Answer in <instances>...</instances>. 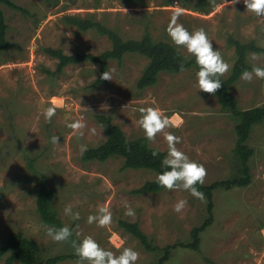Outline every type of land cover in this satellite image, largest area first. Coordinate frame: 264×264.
<instances>
[{"label": "rangeland", "instance_id": "1", "mask_svg": "<svg viewBox=\"0 0 264 264\" xmlns=\"http://www.w3.org/2000/svg\"><path fill=\"white\" fill-rule=\"evenodd\" d=\"M14 1L26 11L2 5L10 45L0 51V243L12 231L20 232L40 243V258L45 260L75 253L71 241L79 243L91 236L117 255L125 247L134 249L139 253L136 264H155L158 252L146 250L119 224V219L139 221L146 233L164 247L191 240V229L207 217L208 198L204 194L201 201L183 190L135 193V188L159 173L124 168L123 158L117 156L106 161L83 160L79 146H96L107 136L96 114L111 115L133 138L145 135L137 124L140 109H159L172 125L166 131L181 138L177 147L206 168L205 184L232 177L238 170L233 153L237 139L234 118L222 108L216 94L199 91L195 69L161 72L155 85L140 89L137 81L148 57L128 53L122 61H110L112 80L93 84L100 75L97 63L80 61L56 72L58 58L44 48L100 53L111 47L107 35L67 25L62 19L66 13H93L126 38L140 37L149 26L156 39L173 43L166 29L172 14L181 9L178 23L189 32L205 30L214 49L230 65L223 75L227 77L236 59L229 37L254 39L264 47V19L248 12L243 0L235 5L230 0ZM178 48L191 56L186 49ZM250 54L252 66L264 67V51L257 53L259 59L255 61ZM231 93L242 108L263 105L264 80L254 77L249 83L240 77ZM102 104L108 108L101 111ZM48 107L56 109L51 122L43 116ZM80 118L87 125L83 137L67 127ZM53 136L60 138L58 145L51 143ZM150 144L167 152L162 135ZM249 145L255 149L249 162L251 184L216 189L215 219L201 234L199 249L179 246L166 264H264V122L253 128ZM30 157H36L37 167L47 173L54 189L53 204L64 223L72 227L69 242L56 243L47 235V228L55 226L40 217L37 179L30 168ZM180 199L187 200V207L176 213L174 205ZM125 203L132 207L134 216L125 215ZM67 205L80 213L79 220L64 214ZM99 206H107L112 213L111 224L104 228L87 223ZM0 264H5V259H0ZM56 264H78V260L68 258Z\"/></svg>", "mask_w": 264, "mask_h": 264}, {"label": "trees", "instance_id": "2", "mask_svg": "<svg viewBox=\"0 0 264 264\" xmlns=\"http://www.w3.org/2000/svg\"><path fill=\"white\" fill-rule=\"evenodd\" d=\"M3 4L26 11L25 7L20 6L14 0H0V51L10 45V41L7 38L9 24L7 23ZM62 19L67 25L75 26L82 31L95 29L97 32L107 35L112 45L100 53L79 51L66 53L62 48L45 47L44 49L48 54L58 58L56 72H61L63 68L71 63L91 61L100 66V75L93 82V84H100L104 81L100 79V76L104 71H108L111 60L118 59L122 61L126 54L138 53L148 57V63L137 81V86L140 89H144L147 86L155 85L161 72H182L180 71L181 64H183L184 70H199L193 56H185L180 48L168 40L156 39L149 26H146L140 37L126 38L119 30L109 26L103 20L97 19L93 13L87 15L66 13L62 16ZM228 41L235 47L236 59L230 75L220 77L222 87L215 94L222 108L229 112L235 120L237 139L233 153L237 160L238 170L232 177L216 180L210 184H197L198 190L203 192L208 198L207 217L200 225H196L191 229V240L189 241H179L160 247L155 239L150 237L141 227L139 221L119 219V224L137 238L146 250L158 252L159 257L155 264H166L171 258L173 250L179 246L199 249L201 234L215 219L214 193L216 189L245 187L252 182V167L249 162L255 153V149L249 145V139L253 128L257 124L264 122V104L251 108H242L238 99L231 93V88L240 79L243 70H251L252 64L248 61L249 54L251 52L261 53L264 51V47L257 44L254 39L243 41L230 36ZM96 117L105 129L107 136L100 144L88 147V150L82 155L83 160L106 161L111 157L117 156L123 158L124 168L150 169L159 174L164 171L161 168V160L166 155V151L152 146L150 141L145 138V135L129 137L121 125L114 122L111 115L98 113ZM156 149L159 150V153L156 157H153L152 151ZM29 164L37 179V208L41 219L56 228L67 226L53 204L54 189L49 184L47 173L37 167L36 157H30ZM163 190L166 189L159 187L155 178L147 180L141 186L135 188L133 192L145 194L157 193ZM68 227L72 230V227ZM40 252L41 246L36 239L29 238L17 231H12L6 241L0 243V259H5V264H15L16 261L24 264H56L68 258L79 260V257L74 252L52 256L43 260V258H40Z\"/></svg>", "mask_w": 264, "mask_h": 264}, {"label": "clouds", "instance_id": "3", "mask_svg": "<svg viewBox=\"0 0 264 264\" xmlns=\"http://www.w3.org/2000/svg\"><path fill=\"white\" fill-rule=\"evenodd\" d=\"M239 0H230L232 5L238 3ZM246 10L253 13L256 17L264 19V0H243ZM126 11V10H125ZM183 14V10L177 9L171 17L166 29L171 41L177 47H182L195 58L198 66L196 72L197 87L199 91L214 95L221 87L220 77L230 70V65L226 63L219 50L214 49L212 41L208 38L203 28H199L193 32H189L183 24L178 23L179 17ZM250 59L255 61L259 59L257 53H251ZM184 70L183 64L180 65V71ZM264 80V67L253 64L251 70H243L241 79L245 82H251L253 78ZM100 79L112 80V72L104 71ZM108 108V105L102 104L101 111ZM140 118L137 124L142 128L145 138L150 142H155L157 135H162L166 145V155L161 160L162 173L156 177V183L159 187L172 190H183L191 194V196L203 201L204 193L199 191L197 184L203 185L207 176V170L203 164L190 160L185 152L181 151L177 145L181 143V138L171 132L166 131L170 128L171 122L159 109L155 107H147L140 109ZM56 114L54 107H48L44 110L43 116L46 121L51 122ZM73 131L74 135L83 137L84 129L87 127L83 118L76 119L67 125ZM93 133L95 129L91 130ZM60 138L53 136L51 143L59 144ZM87 145L79 146L80 154L83 155L87 151ZM159 150H153L152 155L156 157ZM187 200L180 199L174 205V211L181 213L187 207ZM125 215L132 217L135 215L130 205L125 203ZM64 214L70 216L72 220H79L80 213L73 212L72 205L64 208ZM112 222V213L107 206H99L97 214L89 215L88 224L95 223L97 227H107ZM47 235L56 243L69 242L73 235L72 230L68 226L61 228H47ZM76 255L79 257L78 264H136L139 259V253L130 247H125L119 253L105 250L91 236L85 237L77 243L76 240L71 241Z\"/></svg>", "mask_w": 264, "mask_h": 264}]
</instances>
